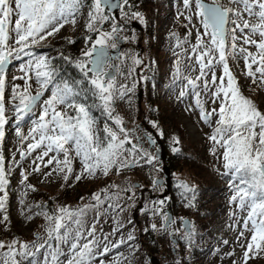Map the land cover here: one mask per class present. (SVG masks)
Here are the masks:
<instances>
[{
    "label": "rangeland",
    "instance_id": "1",
    "mask_svg": "<svg viewBox=\"0 0 264 264\" xmlns=\"http://www.w3.org/2000/svg\"><path fill=\"white\" fill-rule=\"evenodd\" d=\"M92 2L93 0H83L80 11L76 15L75 25L67 23L55 35L48 36L47 39L25 49V52H30L31 55L21 53L19 59L15 58V54L10 56L8 66L4 69L3 99L7 123L4 125V138L0 141V154L4 157L5 173H8L10 178L6 187V191H10L6 209H10L13 221L17 222V230H13L8 236L16 237L14 240L29 245L37 235L46 238L45 229L48 224L42 213H44L43 209H48V206H40V190L57 193V197L50 205L54 212H50V214H54L61 206L77 209L84 205H95L96 201L91 199L92 195L99 193L103 200L107 193L110 199L104 200V203L98 207L87 209L86 215L82 218L85 230L91 228L92 225H95L96 230V256L91 264H101V262L103 264H245L244 252L252 234L244 228V218L247 212L241 210L236 203H230V197L233 195L230 184L239 181H233L231 176L223 175L225 170L221 157L222 149L217 148L215 155L211 151L214 145L208 140V136L211 135L215 127L217 117L212 118L211 126L206 124L200 119V109L196 104L197 98H199L205 111L219 107L218 102L212 103L211 94L216 85L211 83V78L212 72H215L217 77L221 76L223 69L222 65L215 64L211 70H205L207 73L205 76L199 80L196 79L197 76H200V66L195 61L196 54L192 52V47L196 44L197 32L203 34L204 29L200 20L194 15V3L191 10H188L184 8L183 0H151L150 3L142 7H135V10L132 11H130L131 6H128L123 13H120L119 9V19L117 20L110 13L116 21L110 25L112 29L105 31V33L112 34V38L106 43L111 48V44L117 45L118 40H123L119 57L104 67V71L107 73L115 66V75L112 79L117 92L112 104L111 115L112 117L119 116L122 119L123 123L120 127L126 130L127 138L130 141L124 145L123 156L128 160L135 159L137 163L121 168L119 172L116 167H113L107 176L98 171L93 177L85 175L81 180L76 181L75 175L81 172L82 165L79 158L75 157V153L72 152L70 155L73 157V172L69 175L71 178L69 177L65 181L63 178L65 173L53 171L56 168L55 162L44 167V163L56 153H49L48 157H44L43 163L36 160L42 149H36L30 155L27 154V146L32 141L31 139L21 140L16 135V128L19 127L21 133L27 136L32 127V121L39 117L40 104L51 96V87L60 83L54 77L53 84L49 85V90L44 91L41 101L38 102L33 112L27 114V117L25 115L19 124L16 121L17 113L13 110V104L18 103V100L12 99L13 88L15 87L19 93L23 91L27 81L31 94L34 95L40 89L36 82L35 68H29V61L34 64L36 58L45 57L52 67L53 60L60 57V51L56 50L54 46L56 43L60 44L66 40L80 37L85 39L86 46L92 41L90 43L92 46L99 37L101 24L108 23L106 20L97 21L94 23L93 30L87 28L88 12L91 10ZM203 2L210 3V0H203ZM220 3L228 7H236V5L229 4V0H220ZM135 12H139L143 16V22L132 16V13ZM188 16L192 17L191 23L185 19ZM134 22L140 26V29L132 27ZM114 25L116 28L119 27L116 32H113ZM226 27L229 30L226 37V49L230 53L226 57L229 69L235 77L241 93L244 96L249 95L257 108L264 112V84L260 82V74L255 73L256 83H253L252 78L246 75L248 70L244 64L245 54L239 52L240 48H245L248 52L256 54L257 49L255 46L245 45L242 34L237 31L238 39L235 41L237 54L233 56L231 54L233 42L231 29L235 25L229 23ZM89 31H96L97 35L89 37L87 35ZM247 31L245 29V32ZM14 36V33H10L9 46L19 47L15 45ZM253 38L259 40V36ZM202 39L207 44L209 37L202 36ZM41 42H47L46 47L39 46L38 44ZM90 45L85 50L91 48ZM153 53L155 62L154 59H151ZM189 56L192 59H189ZM82 57L84 56L82 55ZM186 58H188V65L184 66L183 61ZM81 60H85V58H81ZM134 60H139L140 63L136 64ZM257 66L256 64L252 65L253 72ZM177 67H179V74H176ZM155 68L160 73L157 83L152 79ZM188 79L195 81V88L188 84ZM205 81L208 82L207 90ZM218 84L219 81H217ZM133 85H135L134 88ZM121 86L132 89V91L126 92L123 99L119 98L118 92ZM182 91L185 92L183 97L180 95ZM139 93L141 94L140 106L137 103ZM156 94L159 100L156 99ZM153 102L157 104V107L159 106L162 112L161 116L165 115L166 117L167 131H170L175 124L179 126L184 137L185 150L188 151L185 155L188 160L184 158L186 162L179 163L177 168L175 167V171L171 170L170 188L174 185L180 190L183 188L186 192L188 189L192 191L196 189L197 194L193 199L188 195L185 203L183 202L178 207L177 214L170 212L173 219L168 226H165L167 215L164 211H168L165 203L170 190L166 196L162 197L166 192L165 183L162 185L153 183L157 179L163 178L162 162L154 155V150L158 148V145L155 143L153 147H150L148 144V139L154 140V134L160 140H164L163 133L152 120L153 112L150 109V104ZM60 108L69 113L72 111V109L63 106ZM108 127L116 131L120 138H124L125 133L119 131V127L113 122V119L108 123ZM146 127L152 128V132L148 131ZM95 128L97 134L102 138L96 119ZM192 132L194 133L192 134ZM164 142L167 145H172V148H164L165 143L162 142L165 153L169 151L170 154H174L176 151L174 152L173 149L178 146L177 140L170 136ZM133 145L136 146L135 153L130 151ZM21 152L25 153L23 159ZM145 153L154 157L152 163L146 162L148 156ZM57 158L63 160V153H60ZM181 159L183 160V158ZM37 165H40L39 172L33 171ZM22 172L27 176L26 180H23ZM50 172L52 174L45 180L40 178ZM182 185H187L188 189ZM33 189L35 190L33 191ZM102 190H106V193ZM0 196H3V193H0ZM191 203H194L192 210H190V214L186 212L189 214L186 215L183 208ZM109 204L119 205V207H109ZM138 206L139 208L136 210ZM5 211L0 212V220H3ZM47 213L49 214V212ZM134 214H136V218H134ZM27 217H31V219ZM186 219L189 221V232L182 226ZM219 224L231 226V232L227 234L228 238L239 236L241 242L237 251V254L240 255L239 260L234 261L236 252H234L235 254L229 253L235 251L232 244L221 250L218 240L213 237V227ZM152 225H156V228L153 229ZM7 226V221L0 223V242L5 244L13 241L4 236ZM242 232L243 236H241ZM129 234L134 239L128 240ZM88 239L91 240L92 237H88ZM52 243L55 244V241ZM116 244H119V247H114ZM146 245H150L155 253L151 255ZM105 246L108 251L101 255ZM61 247L67 253L68 245L62 244ZM6 251V248L0 249V253ZM16 259L22 264H29L32 259H36L42 264L43 250L35 257L22 259L17 256ZM66 259V255L60 257L61 261ZM247 264H264V251L249 258Z\"/></svg>",
    "mask_w": 264,
    "mask_h": 264
},
{
    "label": "snow or ice",
    "instance_id": "2",
    "mask_svg": "<svg viewBox=\"0 0 264 264\" xmlns=\"http://www.w3.org/2000/svg\"><path fill=\"white\" fill-rule=\"evenodd\" d=\"M82 3L83 0H0V141L4 138V125L7 123L3 99V74L9 62L8 58L15 54V58L19 59L21 53L31 55L30 52H25V49L48 36L55 35L67 23L75 25L76 15ZM124 3L127 4V0H124ZM193 3L195 5L194 15L200 20L204 29L203 34L197 32L196 44L192 47V52L196 54L195 61L200 66V76L196 79L199 80L205 76L207 74L205 70H211L215 64L222 65L223 69L221 76L217 77L215 72H212L211 78V83L216 85L211 94L212 103L218 102L219 107L205 111L199 98L196 104L200 109V119L206 124L211 126L212 118L217 117L215 127L208 136V140L214 145L211 151L215 155L217 148L222 149L221 157L225 170L223 175L231 176L233 181H239L230 184L233 191L230 203H236L241 210L247 212L244 218V228L252 233L244 252V261L247 264L249 258L264 251V112H261L250 98L241 93L229 69L226 59L230 54L226 49V37L229 30L226 25L229 23L235 25L231 29L233 41L231 54L233 56L237 54L235 43L238 39L237 31L242 34L245 45H252L257 49L256 54L248 52L245 48H240L239 52L245 54L244 64L248 70L246 75L252 78L253 83H256L255 73H259L260 82L264 84V0H229V4L236 5V7L225 6L220 3V0H210V3H205L203 0H183L184 8L188 10H191ZM105 5L113 6L110 0H93L91 10L88 12L87 28L89 30L94 29L95 22L107 19L103 15ZM132 16L143 22V16L139 12L132 13ZM185 19L189 23L192 21L191 16ZM245 29L248 31L245 32ZM116 31L117 28L114 25L113 32ZM10 33L15 34V45L19 47L9 46ZM202 36L209 37L207 44ZM255 36H259V40L254 39ZM111 38V33L100 31L99 37L91 48L82 53L88 59L77 60L75 63L92 86V94L101 101L104 112L113 119L119 131L125 133L124 138H120L117 132L107 125L104 128L106 136L101 138L97 134L95 118L90 114L89 107L74 99V97H79L80 93L67 83L51 87V96L40 104L39 117L32 121V127L27 136L21 133L19 127L16 128V135L21 140L31 139L32 141L27 146L28 155L36 149H42L36 160L43 163L44 157H48L49 153H56L44 163V167L55 162L56 168L53 171L65 173L63 177L65 181L73 172V157L70 155L72 152L75 153V157L79 158L82 165L81 172L75 175L76 181L81 180L85 175L93 177L98 171L107 176L113 167H116L119 172L121 168L137 163L135 159L128 160L123 156L124 145L130 141L126 130L120 127L123 123L122 119L111 115L117 90L114 80L106 79L108 74L104 71L106 57L103 52V49L108 46L106 42ZM111 47L115 48V43L111 44ZM189 59L192 57L189 56ZM134 63L138 64L140 61L134 60ZM89 64L91 67H88ZM254 64L258 65L255 72L252 70ZM28 66L35 68L36 82L40 89L34 95L31 94L27 81L23 91L19 93L15 87L13 88L12 99L18 100V103L13 104V110L17 113V124L24 119L25 115L33 112L38 102L41 101L44 91L49 90V85H52L54 80L55 70L45 57L36 58L34 64L29 61ZM89 73H91L90 76ZM176 74H179V67H177ZM217 81H219L218 85ZM188 84L193 88L196 87L195 81L191 79H188ZM207 88L208 82L205 81V89ZM128 91L132 89L121 86L118 90L119 98L123 99ZM180 95L183 97L185 92L182 91ZM60 106L72 109V113L61 110ZM130 151L135 153L136 146L133 145ZM173 151H178V149L174 148ZM60 153H63V160L57 158ZM20 154L23 159L25 153ZM145 155L148 156L146 162L152 163L154 157L147 153ZM33 171L39 172L40 165H37ZM51 174L50 172L45 175L50 176ZM21 175L23 180L27 179L23 172ZM7 184L4 157L0 154V193H3V196H0V212L6 210ZM182 186L187 188V185ZM102 191L106 193V190ZM91 199L96 201L95 205H84L77 209L61 206L54 214L42 213L48 224L45 229L46 238L37 235L31 245L17 240L9 244L0 242V249H7L6 252L0 253V264H20V261L16 259L17 256L27 259L35 257L41 253V250H43L42 264H91L96 256V230L95 225L85 230L82 218L86 215L87 209L98 207L110 197L106 193L102 200L99 193H94ZM109 207H119V205L109 204ZM27 218L31 219V217ZM6 221H8V216L5 214L0 223ZM152 227L155 229L156 225ZM88 237L92 239L89 240ZM132 239L134 237L129 234L128 240ZM41 240L43 242H40ZM52 241H55V244ZM62 244L68 245L67 253L62 249ZM114 247H119V244ZM107 251L108 248L105 246L100 254L103 255ZM65 255L67 259L61 261L60 257ZM29 264H41V262L32 259Z\"/></svg>",
    "mask_w": 264,
    "mask_h": 264
},
{
    "label": "trees",
    "instance_id": "3",
    "mask_svg": "<svg viewBox=\"0 0 264 264\" xmlns=\"http://www.w3.org/2000/svg\"><path fill=\"white\" fill-rule=\"evenodd\" d=\"M149 1H151V0H127V4H125L124 0H121L120 13L125 12V10L128 8V6H131L132 9H130V11H132V10H135V7H142L145 4L150 3ZM103 14H104V16L107 17L106 21L108 23L103 22L101 24L100 30L105 32L106 30L112 29V27L110 25L113 24L116 20L114 21L113 16L110 13H108L106 10H104ZM87 35L89 37H93L94 35H97V33H96V31H89V33L87 32ZM71 41L72 42L69 43L66 40L64 42H61L60 44L56 43L54 45L56 50L60 51L59 59H54L53 63H52V65H53L52 68H54V70H55L54 77L59 80V83L61 85H63V83H67L69 86L73 87L75 89V91L80 93V96L74 97V99H77L80 103H84L89 107L91 115L96 119V123H97L99 130H100L101 136H102V138H104L106 136V134L104 132L105 125L108 126V123L111 122L112 119L109 117V115L106 112H104L103 107L100 104L101 101L92 94V86L88 83V80L85 78L84 74L76 66V63H75L77 60H81V58L86 59V57H82V53L85 50V48L90 45V43L92 41L90 43H87V46L85 45V39H82L80 37L79 38L78 37L72 38ZM38 45L46 47L47 42L46 43L41 42ZM66 57L68 59H65ZM151 59H154V62H155L156 59L154 58V53H153V57H151ZM147 71H148V73H150L149 68H147ZM152 74H153L152 79H154L157 83V80H158L157 78H158L160 73L157 72V70L155 68V70H153ZM90 75H91V73H89V76ZM139 77H140V75H139ZM155 96H156V99L159 100V97L157 96V94ZM245 97L252 99L249 95L245 96ZM150 109H152V112H153L152 120L156 123V125L159 127L160 131L163 133V136H164L163 139L167 140V137L169 138L171 136L177 140L178 146L176 149H178V151H176L174 154H170L169 151H166V157H167L166 163L170 166L172 171H175V167L177 168L179 163L186 162L184 160V158H185L186 153L188 152L185 150L186 145H185L184 137L182 136V132L179 130V126H177L176 124L174 126H172L170 131H167V129L165 127L166 117H165V115H164V117L161 116L162 112L160 111L159 106L157 107L156 103H154V102L151 103ZM153 110H156V111H153ZM71 113H72V111H71ZM26 117H27V115H26ZM164 140L163 141L161 140V142L165 143ZM165 144H164V148H172V145H170V144L167 145V143H165ZM127 146H129V145H127ZM181 158H183V160ZM185 159H187V158H185ZM5 174H6V179L10 180L9 174L8 173H5ZM39 192L41 194V196H40L41 205L40 206L41 207L42 206H48V209H43V211L49 212V215H51L50 212H54V211L51 210L52 207L50 205H51V202L53 201V199L57 197L56 196L57 193L53 194V193L47 192L45 190L44 191L40 190ZM7 193H10V191L8 190ZM83 193L84 192L82 191V194ZM195 194H196V189H193V191L188 189V192H186L183 188H181V190H180L179 187H175L174 185H172V187L170 188L168 200L165 203V207L168 208L166 210H168L172 214H177L178 213L177 212L178 207L180 205H182L183 202L185 203L187 196L189 195L193 199L197 195V194L196 195ZM193 204L194 203H191V204H189L191 206L188 205L186 208H183V210H185L186 215L190 214V210H192ZM53 209H55V208H53ZM186 212H189V214H187ZM5 213L8 216V221H7L8 226H7V232L4 234V236H6V238L8 240L10 239V241H12L16 237L8 236V234L12 233L13 230H17V222L13 221V218L10 215V209L9 208L6 209ZM146 248L150 252L151 255L153 253H155L153 251V249L150 247V245H146ZM20 264H22V263H20Z\"/></svg>",
    "mask_w": 264,
    "mask_h": 264
},
{
    "label": "water",
    "instance_id": "4",
    "mask_svg": "<svg viewBox=\"0 0 264 264\" xmlns=\"http://www.w3.org/2000/svg\"><path fill=\"white\" fill-rule=\"evenodd\" d=\"M110 3L113 5L112 7H108L107 5L104 6V9L113 14L114 18L117 20L119 19V15H118V11L120 9V3L121 1L120 0H110ZM207 3V2H205ZM227 26V25H226ZM132 27L135 28V29H140V26L134 22L132 23ZM119 27H117V30H118ZM122 43H123V40H118V43L116 45L115 48L111 47L109 48L108 46L105 47L103 49V52L105 54V65L107 63H110L112 60H115L116 58L119 57L120 55V52L122 50ZM93 59L95 58V54L93 55L92 57ZM9 60V58H8ZM8 66V63L6 65V67ZM5 67V68H6ZM89 67H91V65L89 64ZM107 76H106V79H112L115 75V66H113L112 70L109 72H107ZM138 97V106H140V97H141V94L139 93L137 95ZM146 129L150 132H152L151 129L147 128ZM157 144L158 145V148L154 150V155L155 157L160 160L162 162V167H161V170H162V174H163V178H160V179H157L156 180V184L157 185H162L163 183H165V188H166V192L163 193L162 197L166 196L170 190V186H171V169L170 167L165 163L166 162V153L164 151V148H163V145H162V142L161 140L158 138V136L156 134H154V140H151V139H148V144L150 147H153L154 144ZM161 197V198H162ZM139 208V206L136 208V210ZM135 210V212H136ZM164 213L167 215V219L165 220V226H168L169 225V222L172 221L173 219V215L169 212V211H164ZM134 218H136V214H134ZM182 226L184 227V229L189 232V221L186 219L183 221V224ZM151 262H153V260H151ZM157 264V263H156Z\"/></svg>",
    "mask_w": 264,
    "mask_h": 264
},
{
    "label": "bare ground",
    "instance_id": "5",
    "mask_svg": "<svg viewBox=\"0 0 264 264\" xmlns=\"http://www.w3.org/2000/svg\"><path fill=\"white\" fill-rule=\"evenodd\" d=\"M184 66L188 65V58H186L183 61ZM194 132H192L193 134ZM42 180H45L47 178V175L40 177ZM213 237L218 240L219 247L222 250L223 248L229 246V244H232L235 247V251H230V254H235L234 261L239 260L240 255L237 254V251L239 247L241 246V242L239 241V236L235 235L232 238H228L227 234L231 232V226H224L223 224H219L213 227Z\"/></svg>",
    "mask_w": 264,
    "mask_h": 264
}]
</instances>
